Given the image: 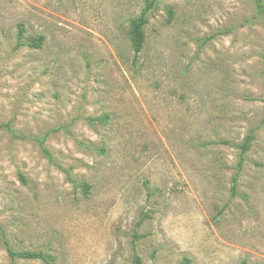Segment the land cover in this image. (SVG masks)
I'll list each match as a JSON object with an SVG mask.
<instances>
[{
  "label": "rangeland",
  "instance_id": "obj_1",
  "mask_svg": "<svg viewBox=\"0 0 264 264\" xmlns=\"http://www.w3.org/2000/svg\"><path fill=\"white\" fill-rule=\"evenodd\" d=\"M144 4L0 0V264H264V20Z\"/></svg>",
  "mask_w": 264,
  "mask_h": 264
},
{
  "label": "trees",
  "instance_id": "obj_2",
  "mask_svg": "<svg viewBox=\"0 0 264 264\" xmlns=\"http://www.w3.org/2000/svg\"><path fill=\"white\" fill-rule=\"evenodd\" d=\"M254 1H255L257 13L264 20V0H254ZM157 3H158V0H145V4H144V7L141 13L137 17L131 20L130 39H131V43H132V47L135 52V55H138L144 47V42H145V37H146L145 26L148 24L150 13L154 10ZM22 36H23V27L21 26L20 32H19L18 45L22 44V41H20ZM44 39H45L44 36H39L37 38L31 39V41H29L28 44L32 47H40L42 43L44 42ZM6 126L9 128V130L13 133L15 137L28 138L24 135H20L16 133L12 129L11 123H7ZM31 138L37 140L40 143L45 154L51 159L52 157L48 149L44 146V138L37 137V136H32ZM251 139H252V135H249L246 139V142L242 145V152H241L242 155L249 148V142ZM241 166H242V158H241V162L239 163V168ZM21 179L25 181V177L23 175H21ZM237 181H238V173L235 175L233 179V182H234L233 190L236 188ZM84 187L86 188V190H88L89 185L85 184ZM134 237L136 239V234H134ZM135 239H134L133 244H135L136 242ZM6 248H7L10 258L12 259V264H14V261L17 259H26V260L39 259L44 262H47L48 264H52V259L50 258V256L45 254V252L42 250H39V251L15 250L8 243H6ZM132 264H143L141 257L138 255V253L135 250L133 251Z\"/></svg>",
  "mask_w": 264,
  "mask_h": 264
}]
</instances>
